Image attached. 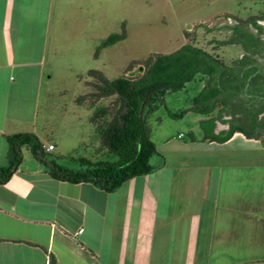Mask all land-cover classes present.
Wrapping results in <instances>:
<instances>
[{
	"label": "crops",
	"instance_id": "0c3cea01",
	"mask_svg": "<svg viewBox=\"0 0 264 264\" xmlns=\"http://www.w3.org/2000/svg\"><path fill=\"white\" fill-rule=\"evenodd\" d=\"M104 8L106 0H0V167L12 159L8 136L34 133L46 148L54 145L49 151L64 152L63 138L77 135L78 122L95 128L90 103L41 93L61 57L84 58L86 39L83 70H101L93 67L98 45L89 31ZM216 122L215 133L226 131ZM247 139L254 138L242 131L224 142L204 131L153 138V171L111 192L51 177L23 146L18 170L0 183V264H49L52 255L58 264L258 263L247 250L264 248V193L258 181L254 193L247 182L261 174L247 171L245 160L213 159L220 151L244 156Z\"/></svg>",
	"mask_w": 264,
	"mask_h": 264
},
{
	"label": "trees",
	"instance_id": "16d2710c",
	"mask_svg": "<svg viewBox=\"0 0 264 264\" xmlns=\"http://www.w3.org/2000/svg\"><path fill=\"white\" fill-rule=\"evenodd\" d=\"M263 20L264 0L258 14L223 27L232 29L234 35L220 41L221 45L243 43L247 49V58L236 61L234 66L227 65L217 53L199 44L196 36L189 41L192 32L187 31V43L179 49L133 62L129 72L121 77L110 79L100 70H90L87 84L91 91L79 96L77 101L94 107L91 121L100 135V149L114 154L117 160L94 161L79 157L74 160L81 168L71 169L58 163L56 158L48 157L49 150L36 134L18 133L7 137L12 159L8 166L0 167V183H5L18 170L25 145L51 177L72 183L89 182L108 192L133 177L151 173L154 169L151 159L158 150L150 117L166 104L168 94L183 90L195 81L202 84V89L195 94L191 105L178 112L168 110L170 117L181 118L190 111L206 116L200 122L205 139L224 142L237 131L248 138L261 139L264 134V116H260L264 112V67L261 69L254 55L264 59V26L260 23ZM125 37V32L110 35L98 46L95 56ZM112 96L116 98L111 105L98 106L101 99ZM239 97L247 102V130L234 126L230 131L215 133L216 120L223 116L229 99ZM220 105L223 108L215 117L213 113ZM49 264H58L55 256H51Z\"/></svg>",
	"mask_w": 264,
	"mask_h": 264
},
{
	"label": "rangeland",
	"instance_id": "374dc122",
	"mask_svg": "<svg viewBox=\"0 0 264 264\" xmlns=\"http://www.w3.org/2000/svg\"><path fill=\"white\" fill-rule=\"evenodd\" d=\"M262 3L263 0H106L102 20L97 24L99 26H91L89 31V34L94 33L96 38L93 44L99 46L107 37L116 33L125 32L126 37L104 48L99 56L95 57L96 60L92 61L93 67L101 69L100 71L108 78L116 79L128 73L133 62H143L158 53L169 54L179 49L187 43V31L192 32L189 41L196 36L199 44L212 50L215 44L210 42L214 37L223 40L229 36L230 32L223 28L224 26L236 23L238 18L258 14L262 9ZM260 23L264 26V20ZM89 43L91 45V41L87 42L86 39L81 51L84 58L68 54L66 57L63 56L64 58L61 57L60 61L65 62H61L58 69L47 72L41 93L42 99L71 100L91 91L86 80L90 79L88 72L83 70L89 63L85 57ZM225 49L222 54L229 62L243 51L238 45H231ZM67 53L64 51V54ZM80 59L83 60L80 69L84 71L81 73L77 71L78 64H75ZM137 69L138 66L134 68ZM200 89L202 84L195 81L188 83L183 90L168 94L166 104L161 105L150 117L154 139H159L170 132L175 135L179 132L189 135L190 131H194L198 137L203 135L198 120L206 116L190 111L181 118H173L167 113L168 110L178 112L189 107ZM115 98L116 96L105 97L98 106L111 105ZM59 107L68 108L71 104L52 106L55 109ZM51 113V119L54 121L55 112ZM218 125L223 124L219 122ZM76 130L75 137L63 138L64 152H60L58 147L49 151L48 157L56 158L58 163L75 170L81 168V164L74 160L77 157H86L94 161L117 160L114 154L100 149V135L96 128L89 127L88 122H78ZM49 139L45 138L47 144ZM261 140L262 142H256L254 139H247V153L244 156L220 151L213 158L219 161L245 160L247 164H251L247 171L255 175L261 174L260 179L247 182V185H252L253 193L257 181L261 186V193H264V134ZM240 142V139L235 141L233 146L239 147ZM24 151L28 154L27 149L24 148ZM61 153L64 156H60ZM247 257L261 259L253 264H264V248L247 250Z\"/></svg>",
	"mask_w": 264,
	"mask_h": 264
},
{
	"label": "flooded vegetation",
	"instance_id": "af4514ba",
	"mask_svg": "<svg viewBox=\"0 0 264 264\" xmlns=\"http://www.w3.org/2000/svg\"><path fill=\"white\" fill-rule=\"evenodd\" d=\"M240 19H243V20H247V17L246 18H239L237 22H239ZM245 29L247 30V26L245 27ZM230 34L227 38L223 39V40H220L218 38H213V42L211 40L212 43L210 44H215L213 45V51L215 53L218 54V56L224 60V62L227 64V65H230V66H234L235 65V62L242 59H246L247 58V49L245 48L244 44L243 43H231V44H224V45H221L219 42L220 41H224V40H228L230 39L233 35H234V32L232 29H228ZM264 39V38H263ZM231 45H238L241 47V49L243 50L242 53L237 56V57H234L230 62L226 59L225 55L222 54L226 51L225 47H230ZM204 46V45H203ZM225 50V51H224ZM254 57L259 61L260 63V67L261 69L264 67V59H262V57L260 55H254ZM222 106H218L213 115L215 117H218L220 111L222 110ZM227 109H225L226 111H224L223 113V116L220 118H218L216 121H219L220 123H222L223 125H227V129L226 131H230L234 126L236 127H243L244 129L247 130V115L245 114V109H247V102L244 98L242 97H239V98H230L229 99V104L228 106L226 107ZM243 110V111H242ZM261 117L264 116V112L260 115ZM217 124V122H216Z\"/></svg>",
	"mask_w": 264,
	"mask_h": 264
},
{
	"label": "built area",
	"instance_id": "2783aa9c",
	"mask_svg": "<svg viewBox=\"0 0 264 264\" xmlns=\"http://www.w3.org/2000/svg\"><path fill=\"white\" fill-rule=\"evenodd\" d=\"M183 135H180V137H182ZM54 149V145L53 144H50L48 147H47V150H52ZM83 229H81L80 231H82Z\"/></svg>",
	"mask_w": 264,
	"mask_h": 264
}]
</instances>
